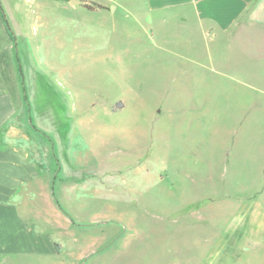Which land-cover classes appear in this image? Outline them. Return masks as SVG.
Here are the masks:
<instances>
[{
  "label": "rangeland",
  "instance_id": "1",
  "mask_svg": "<svg viewBox=\"0 0 264 264\" xmlns=\"http://www.w3.org/2000/svg\"><path fill=\"white\" fill-rule=\"evenodd\" d=\"M118 1L0 0V60L70 128L57 156L109 170L89 207L107 250L88 264H264V0L212 41Z\"/></svg>",
  "mask_w": 264,
  "mask_h": 264
},
{
  "label": "crops",
  "instance_id": "2",
  "mask_svg": "<svg viewBox=\"0 0 264 264\" xmlns=\"http://www.w3.org/2000/svg\"><path fill=\"white\" fill-rule=\"evenodd\" d=\"M49 1L68 11H77L84 3L97 4L102 11H108L110 4L115 10L123 4L118 0ZM133 1L145 15L167 12L179 26L212 41L243 34L246 25L239 27L238 22L256 0ZM159 19V29L171 20ZM10 22L14 35H20ZM24 81L25 89L13 58L11 64L0 60V264H88L104 257L107 250L105 243L96 248V217L89 207L96 197L108 194L109 170L94 157L74 161L57 156L55 145L68 142L70 128L63 134L62 125L53 124L54 113L37 115L38 107L34 111L28 104L36 98L25 74Z\"/></svg>",
  "mask_w": 264,
  "mask_h": 264
},
{
  "label": "trees",
  "instance_id": "3",
  "mask_svg": "<svg viewBox=\"0 0 264 264\" xmlns=\"http://www.w3.org/2000/svg\"><path fill=\"white\" fill-rule=\"evenodd\" d=\"M83 6H84L85 9H87V10H89V11H93V10H95L96 8H98V9L101 8V6H99V5H97V4H94V3H84ZM2 16H3V22L5 23L7 30H8L9 33L11 34L12 39H14V35H13V33L11 32V28H10V26H9V24H8V22H7V20H6V18H5V16H4L3 13H2ZM17 62H18V68H19V71H20V76H21V78L23 79L22 74H21V68H20V65H19V61H18V59H17Z\"/></svg>",
  "mask_w": 264,
  "mask_h": 264
}]
</instances>
